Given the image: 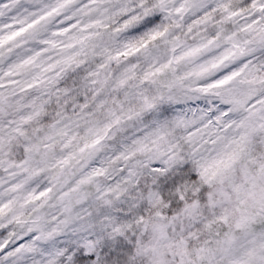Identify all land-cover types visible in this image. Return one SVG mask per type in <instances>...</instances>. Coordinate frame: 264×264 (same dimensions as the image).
<instances>
[{"label":"clouds","instance_id":"9594fccd","mask_svg":"<svg viewBox=\"0 0 264 264\" xmlns=\"http://www.w3.org/2000/svg\"><path fill=\"white\" fill-rule=\"evenodd\" d=\"M0 264H264V0H0Z\"/></svg>","mask_w":264,"mask_h":264}]
</instances>
